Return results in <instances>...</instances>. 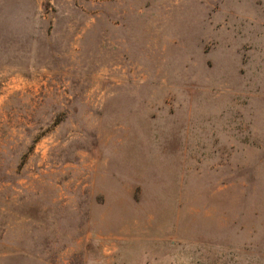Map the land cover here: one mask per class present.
<instances>
[{
  "label": "rangeland",
  "instance_id": "374dc122",
  "mask_svg": "<svg viewBox=\"0 0 264 264\" xmlns=\"http://www.w3.org/2000/svg\"><path fill=\"white\" fill-rule=\"evenodd\" d=\"M0 264H264V0H0Z\"/></svg>",
  "mask_w": 264,
  "mask_h": 264
}]
</instances>
